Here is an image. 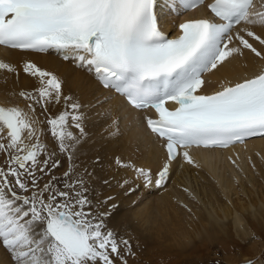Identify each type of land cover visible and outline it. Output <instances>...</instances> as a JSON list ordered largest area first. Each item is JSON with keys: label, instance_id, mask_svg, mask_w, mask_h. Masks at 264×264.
Listing matches in <instances>:
<instances>
[{"label": "snow or ice", "instance_id": "6c2138e0", "mask_svg": "<svg viewBox=\"0 0 264 264\" xmlns=\"http://www.w3.org/2000/svg\"><path fill=\"white\" fill-rule=\"evenodd\" d=\"M200 2L0 0V45L37 52L55 50L92 74L102 87L123 96L131 107L155 109L157 118L147 117V126L166 139L168 159L174 160L181 147L223 148L264 135V72L211 95L197 91L204 84L205 71L241 54V48L229 47L232 37L228 34L234 24L264 26V2L253 11L254 0H213L208 8L220 22L189 19L179 25L177 38L167 39L161 30L165 12L179 13ZM246 35L264 44L254 31L247 30ZM235 38L244 49L261 55L244 35L238 32ZM0 69L12 70L4 62ZM23 70L36 77L40 86L20 92L31 101L27 105L31 112L0 106V153L6 154V166H0V245L9 251L13 264H114L113 254L123 260L120 243L128 249L129 242H118L105 224L118 207L110 203L114 197L106 196L94 204L88 195L93 191L90 180L84 178L91 174L81 173L74 163L86 136L87 116L80 111L84 106L63 95L62 80L52 72L32 62ZM61 99L72 111L47 119L54 139L49 151L40 142L41 122L34 115L35 106L46 111ZM168 101L177 107L169 109L165 106ZM69 117L79 135L69 129ZM57 153L69 161L61 177L51 175L60 167ZM183 157L192 162L187 151ZM117 164L125 166L119 160ZM136 172L146 186L153 183L150 171L137 168ZM168 174L166 163L157 174L156 186ZM127 184L123 180L117 186Z\"/></svg>", "mask_w": 264, "mask_h": 264}, {"label": "bare ground", "instance_id": "6f19581e", "mask_svg": "<svg viewBox=\"0 0 264 264\" xmlns=\"http://www.w3.org/2000/svg\"><path fill=\"white\" fill-rule=\"evenodd\" d=\"M262 2L264 0H255L252 10H258ZM204 15L203 6L179 13L166 11L161 17V27L164 31H175L168 35L174 37L184 19ZM247 30L264 39L262 25L242 22L233 28L229 33L231 42L226 38L225 43L241 48V54H233L208 71L201 93L219 91L264 71V44L248 37ZM238 32L260 56L240 45L235 38ZM0 62L12 68L11 71L0 69V106H17L31 112L27 107L31 101L21 97L20 92H32L40 82L24 72L27 62L57 75L62 80L63 95L72 96L84 106L80 111L87 116L86 136L74 163L81 173L91 174L84 178L90 180L89 187L93 191L88 195L94 204L113 196L110 203L118 206L105 219V224L116 234L118 242L127 240L130 248L120 243L123 260L113 254L114 264H124V261L127 264H246L247 261L264 264V135L220 149H182L174 160H169L165 141L147 127L146 118L155 116L150 109L137 110L129 106L123 96L103 88L92 74L73 61L64 60L55 50L0 48ZM35 108L34 115L41 122L40 142L51 151L54 139L47 119L72 110L63 99L58 104L48 105L46 111L39 105ZM106 112H110V116H106ZM68 126L79 135L71 117ZM184 151L189 153L191 163L183 157ZM57 158L60 167L51 175L61 177L68 170L69 161L64 154L57 153ZM117 160L125 166L118 165ZM166 163L168 178L158 187L155 180ZM0 166H6L5 153H0ZM137 168L150 171L151 185H145ZM106 179L109 184L103 183ZM123 180L128 181L127 186L118 187V182ZM129 188L134 190L128 191ZM0 264H13L9 251L2 245Z\"/></svg>", "mask_w": 264, "mask_h": 264}, {"label": "rangeland", "instance_id": "374dc122", "mask_svg": "<svg viewBox=\"0 0 264 264\" xmlns=\"http://www.w3.org/2000/svg\"><path fill=\"white\" fill-rule=\"evenodd\" d=\"M220 258V257H219ZM184 264V263H183ZM207 264V263H206ZM210 264H212V263H210ZM252 264H254V263H252Z\"/></svg>", "mask_w": 264, "mask_h": 264}]
</instances>
